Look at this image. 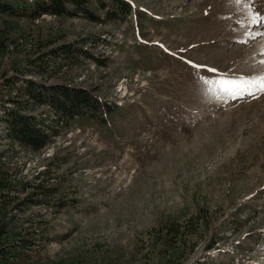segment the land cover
<instances>
[{
  "label": "rangeland",
  "instance_id": "rangeland-1",
  "mask_svg": "<svg viewBox=\"0 0 264 264\" xmlns=\"http://www.w3.org/2000/svg\"><path fill=\"white\" fill-rule=\"evenodd\" d=\"M126 1L131 14L113 21L0 16L14 40L0 81L5 72L75 85L124 113L107 125L76 118L39 152L0 128L11 177L51 190L21 213L44 234L35 260L264 264V94L218 91L264 74V26L254 19L264 0ZM87 2L104 18L98 0ZM62 45L100 64L75 56L43 75L30 65Z\"/></svg>",
  "mask_w": 264,
  "mask_h": 264
},
{
  "label": "trees",
  "instance_id": "trees-1",
  "mask_svg": "<svg viewBox=\"0 0 264 264\" xmlns=\"http://www.w3.org/2000/svg\"><path fill=\"white\" fill-rule=\"evenodd\" d=\"M98 6L104 11V18L89 8L87 0H0V16L39 19L44 15H82L93 22H100L125 19L132 12V5L126 0H110L109 7L105 0H98ZM9 26L0 25V72L14 43ZM75 56L99 63L88 50L69 45L53 47L36 61L29 60V63L43 75L48 72L51 63L59 66ZM14 67L17 68L16 65ZM2 74L0 128L6 129L3 138L23 149L33 152L43 150L76 118L107 125L124 114L122 107L103 101L86 88L46 84L26 76L7 77L5 72ZM40 108H47L50 114H36L35 111ZM28 190L29 194H26ZM50 193L51 190L42 184L12 178L5 152L0 150V264H38L34 257L43 253L44 234L32 230L33 222L26 215L22 217L21 213L38 205L37 196L42 194L47 197Z\"/></svg>",
  "mask_w": 264,
  "mask_h": 264
},
{
  "label": "snow or ice",
  "instance_id": "snow-or-ice-1",
  "mask_svg": "<svg viewBox=\"0 0 264 264\" xmlns=\"http://www.w3.org/2000/svg\"><path fill=\"white\" fill-rule=\"evenodd\" d=\"M254 19L257 25L264 26V16L258 15ZM243 42L247 43V41ZM211 71L216 70L211 69ZM202 83L206 84L207 82L202 81ZM218 91L230 100L244 99L245 97L258 98L260 94H264V74H257L255 77L249 76L243 80L238 78L234 80L230 79L227 81V86L218 89Z\"/></svg>",
  "mask_w": 264,
  "mask_h": 264
}]
</instances>
